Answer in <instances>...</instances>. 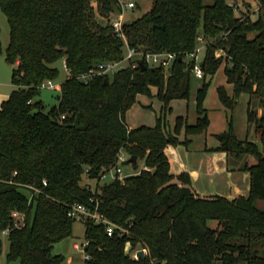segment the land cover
Listing matches in <instances>:
<instances>
[{
	"label": "trees",
	"instance_id": "1",
	"mask_svg": "<svg viewBox=\"0 0 264 264\" xmlns=\"http://www.w3.org/2000/svg\"><path fill=\"white\" fill-rule=\"evenodd\" d=\"M126 1L0 0L10 29L4 57L14 85L0 104V233L12 225L14 212L25 217L24 225L7 236V263L61 264L64 257L52 250L73 234L68 207L93 199L127 233L110 237L104 227L84 222L89 259L83 264H264V211L255 205L264 200V113L257 117L248 111V122L260 129V144L238 139L230 125L215 134L218 146L206 149L208 172L212 154L254 158L244 166L247 193L233 183L227 195L200 192L196 173L172 163L188 151L192 136L207 133V77L223 61L233 95L219 86L222 105L232 109L242 93L264 94V17L239 16L229 0H154L147 13L123 24L121 37L111 21ZM255 1L264 9V0ZM200 34L206 47L197 119L190 124L186 116H177L171 128L166 113L172 100L189 97L195 75L187 55ZM126 45L177 57L167 76L163 67L146 65L144 71L127 66L95 75L87 83L79 78L99 63L124 60ZM217 50L225 53L223 59H216ZM59 60L69 72L59 87L58 106L45 112L36 97L58 76L54 64ZM139 95L161 103L154 126L126 124ZM121 152L137 158L124 163L137 168L141 161L143 168L116 175L95 191L86 187L84 179L101 182ZM127 242L131 250L147 247L148 254L134 260Z\"/></svg>",
	"mask_w": 264,
	"mask_h": 264
},
{
	"label": "rangeland",
	"instance_id": "2",
	"mask_svg": "<svg viewBox=\"0 0 264 264\" xmlns=\"http://www.w3.org/2000/svg\"><path fill=\"white\" fill-rule=\"evenodd\" d=\"M154 0H127L125 3L133 2L134 8H126L123 11V22L129 23L140 16L147 13ZM250 2L252 6H246L245 3ZM236 4L233 0H229V4H233L234 8L239 16H249L254 19L259 13L264 17V9L255 0H237ZM260 7V11L255 12L256 7ZM120 14L113 16L112 20H117ZM10 29L7 18L0 7V93L9 96L11 94L12 86V66L8 64L4 57L5 49L9 43ZM130 62L125 60L121 66H128ZM58 68V76L51 80L52 87L44 86L40 89L36 100H40L44 106L45 112L50 111L53 107L58 106L60 96V85L66 79L67 72L62 60L57 61L54 64ZM224 61L219 67L218 71L210 80L207 96L204 101V106L208 110L209 126L207 129V136L205 134L192 136L194 139L193 144L189 147L187 153L181 154V162L183 165L190 169L195 170L198 173V179L196 181V188L201 192H208L213 187L218 192L227 195L229 194L232 181L238 185V188L243 192L249 190V175L244 171L245 164L250 165L254 162L253 157H244L242 159H236L233 156H227L222 154L216 159L217 154H212L214 159L213 163L216 170L213 174L208 173L207 157L205 153V147L209 148L218 145V141L215 138V134H219L227 131L230 125L233 128V132L240 140H248L260 144V129H257L255 123L248 122V111L258 114L259 108L262 109L261 117L264 113V94L260 96H250L249 94L242 93L236 99V104L232 109L225 107L218 99L217 88L224 86L229 95H233L232 87L226 82V76L224 73ZM203 83L202 79H198L195 76L191 77L190 92L188 99H174L171 101V112L166 113L168 126L174 127L175 119L177 116H186L190 124H194L197 119L195 111V98L196 91L201 87ZM155 94V90L153 91ZM161 110V103L155 97H148L145 95H139L136 103L126 113V124L128 126L137 127L140 125L154 126L156 123L155 113H159ZM183 137V134L180 135ZM256 140V141H255ZM207 143V145H206ZM127 156V155H126ZM128 158V157H127ZM177 164L180 162L177 161ZM122 168L121 175L136 174L143 168V163L138 162L137 168L130 163H121ZM214 169V168H213ZM113 178L109 175L105 180L101 182L90 181L84 179L85 184H89V188L92 191L96 190L98 185L103 182H109ZM26 192V191H25ZM257 208L264 211V200H257L255 202ZM0 239L3 244V254L0 256V264H7L5 255L8 250V238L4 233H0ZM85 242V226L82 222L76 221L73 224V234L71 237L65 238L56 242L53 246L52 253L54 255H62L64 261L61 264H67L68 259H72V264H83L82 244ZM77 244L78 248L74 247ZM260 247V254L264 255V244Z\"/></svg>",
	"mask_w": 264,
	"mask_h": 264
},
{
	"label": "built area",
	"instance_id": "3",
	"mask_svg": "<svg viewBox=\"0 0 264 264\" xmlns=\"http://www.w3.org/2000/svg\"><path fill=\"white\" fill-rule=\"evenodd\" d=\"M122 3V2H121ZM230 6H233V4H229ZM135 4L133 2L122 3V12L120 13L117 20H112L111 24L114 27L117 34L121 37H123L122 29H123V11L126 8H134ZM260 11V7L255 8V12ZM206 47V38L203 34H200L197 37V46L195 50L187 55L188 59L194 60V66H193V73L195 77L198 79L204 78V73L201 67V61H202V54ZM125 58L122 61H115V62H102L96 65L94 69L89 70L88 72L81 74L80 79L87 83L93 76L95 75H104V74H114L115 72L119 71L122 68H125L124 66H121L122 62L125 60H128L130 64L129 67L135 68L139 67V62H144L145 65H149L152 67H163L165 76L169 74L170 67L173 64L174 60L176 59L175 53H169V52H150L144 48H132L126 45L125 47ZM216 59H223L225 57V53L222 50H217L215 53ZM127 67V66H126ZM66 72H69L68 69L65 67ZM52 87L51 81H47L43 84L44 86ZM123 152H121L118 155V162L115 167L107 171L105 174H103L100 177V181L105 180L109 175L112 178H115L116 175H121L122 168L120 166L121 163H124L128 158ZM44 184H46L44 182ZM89 184H86V187L89 188ZM67 215L69 218L74 220L75 222H86L90 221L95 225H100L104 227L105 232L108 236L112 237L114 233L117 231L120 232L121 235L126 234L127 231L115 223H113L110 219L107 218L106 215H104L100 209H99V202L96 200L91 199L89 204H82V203H72L68 207ZM12 225L5 229L2 233H4L6 236L10 234V232L13 229L20 228L24 225V215L20 214L18 212H14L12 214ZM88 244L87 241H85L82 244V253H83V260L89 259V255L85 252V247ZM78 248V246H75ZM126 247L131 250L130 242H127ZM139 251H142L143 256L148 254V248L143 246H136L134 249L131 250V256L134 260H139L141 257L138 255Z\"/></svg>",
	"mask_w": 264,
	"mask_h": 264
},
{
	"label": "crops",
	"instance_id": "4",
	"mask_svg": "<svg viewBox=\"0 0 264 264\" xmlns=\"http://www.w3.org/2000/svg\"><path fill=\"white\" fill-rule=\"evenodd\" d=\"M224 67V66H223ZM230 85V84H229ZM231 87H232V85H230ZM11 88H12V90H11V92L13 91V89H14V85L12 84V86H11ZM6 98H8V96L6 95V94H1L0 93V104H1V102L3 101V100H5ZM261 112H262V109L261 108H259V111H258V114L257 115H260L261 114ZM130 128H134V127H132V126H129ZM208 134L206 133L205 134V136H207ZM256 141V140H255ZM206 145H207V143H206ZM218 146V145H217ZM217 146H213V147H211V148H215V147H217ZM211 148H209L208 146H206L205 147V153L207 154V155H209V153L206 151V149L208 150V149H211ZM183 154H185V153H187V152H182ZM181 153V154H182ZM222 155V153L221 154H217L216 155V159H218L220 156ZM177 161L178 162H180V164H177ZM213 161H214V159L212 158V163H213ZM172 163H173V165H174V167L175 166H184L183 165V163L181 162V157L178 159V160H173L172 161ZM213 166H214V164H213ZM212 166V167H213ZM185 167V166H184ZM186 168V167H185ZM214 168V169H213ZM212 168V171L211 172H208L209 174H213V172H214V170H216L215 169V167H213ZM188 169V168H187ZM190 170V169H189ZM191 171H193V172H195L196 173V181H197V179H198V173L195 171V170H191ZM196 181H195V187H196ZM231 183H233L234 185H235V189L236 190H240L239 188H238V185L237 184H235L233 181L231 182ZM197 189V188H196ZM198 190V189H197ZM211 190H216V189H214L213 187L211 188ZM199 191V190H198ZM210 191V190H209ZM217 191V190H216ZM201 192V191H200ZM203 193H205V192H203ZM207 193V192H206ZM77 244H74V247L76 246ZM72 259L71 258H69L68 259V262H67V264H72ZM8 264V263H7Z\"/></svg>",
	"mask_w": 264,
	"mask_h": 264
},
{
	"label": "water",
	"instance_id": "5",
	"mask_svg": "<svg viewBox=\"0 0 264 264\" xmlns=\"http://www.w3.org/2000/svg\"><path fill=\"white\" fill-rule=\"evenodd\" d=\"M139 67H140V69H141L142 71H144V70L146 69V65H145L144 62H142V61L139 62ZM136 161H137V158H136L135 156H132V157H129V158H128V162H133V163H135ZM138 255H139L140 257H143V253H142V251H139Z\"/></svg>",
	"mask_w": 264,
	"mask_h": 264
}]
</instances>
